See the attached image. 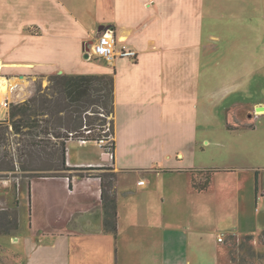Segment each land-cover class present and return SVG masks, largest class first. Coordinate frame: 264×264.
Returning <instances> with one entry per match:
<instances>
[{
    "label": "crops",
    "instance_id": "0c3cea01",
    "mask_svg": "<svg viewBox=\"0 0 264 264\" xmlns=\"http://www.w3.org/2000/svg\"><path fill=\"white\" fill-rule=\"evenodd\" d=\"M259 1L250 0L247 6L248 0H0L4 81L84 75L77 66L85 55L87 60L99 59L86 50L105 32L115 37L116 50L126 47L136 52L134 58L115 56L107 61L108 76L114 79L113 157L105 152L109 161L83 163L70 161L66 153L68 167H111L115 176L108 193L114 195L116 230H105L103 225L99 177L70 172L27 177L29 222L19 223L12 235H0L8 238L9 245L0 244L7 253L0 264H222V257L225 264H234L227 250L222 257L212 253L205 206L193 202L211 188L216 171L185 161L179 151L177 157H184L175 165L161 162L174 144H184L198 156L197 127L202 132L203 123L205 131L206 120L196 108V37L203 34L206 7L218 5L224 19L229 14L255 19L257 29ZM259 104L233 114L240 140L237 153L254 165L237 172V227L235 232L220 233L224 237H258L264 230V125H256L264 118V103ZM228 129L234 128L228 125ZM90 171L98 170L81 172ZM204 171H212L211 181L198 192L192 177ZM131 173L144 174L146 181L129 184ZM121 181L126 183L122 186ZM181 209L187 214L198 209L201 214L198 220L187 215L179 223L173 214ZM219 238L217 243H223Z\"/></svg>",
    "mask_w": 264,
    "mask_h": 264
},
{
    "label": "rangeland",
    "instance_id": "374dc122",
    "mask_svg": "<svg viewBox=\"0 0 264 264\" xmlns=\"http://www.w3.org/2000/svg\"><path fill=\"white\" fill-rule=\"evenodd\" d=\"M214 1L212 0V3ZM245 5H250V0ZM259 8H261V18L258 21V28L255 29L257 25L255 19L253 21L241 20L240 15L235 17L234 14H229L224 19L220 16L218 5L211 4L206 7L208 13L205 20L201 22L203 34L204 32L205 34L196 37L197 65L194 76L198 92L196 108L200 110L201 118L206 120L205 131H203V123L202 132L197 127L199 147L195 154L198 156L190 154L187 148L182 147V145L185 146L184 144H174L169 148L168 158L164 157L161 162V165H175L176 160L179 161L184 157L182 155L177 157L176 153L179 151L185 154V161L189 160L204 169L216 171L211 188L206 193L197 196L200 199L195 197L193 202L196 205L205 206L202 212L205 225L212 230V253L222 257L227 250L234 264H264V256L261 255L262 252L264 253V236L261 233L258 237L253 236L250 241L243 239V236L230 238L220 234L226 229L236 231L237 172L242 166L254 165V162L252 164L246 162L242 159V155L237 153L236 148L240 140L239 132L236 131L237 125L233 122V114L240 108L246 107L250 110L257 104L264 103V18L262 14L264 0L259 1ZM210 34L215 38H211ZM91 37L92 39L95 37V32ZM87 59L81 58L82 65L77 66L80 73L90 76L109 75L111 67L106 60ZM23 82V85L16 87L3 100L7 102L6 108L1 106L3 101L0 103V235L3 232H8L7 235L14 234L19 223L27 225L30 214V195L26 187V178L27 176L34 177L29 169L36 167L41 169L47 165L43 162L45 152L39 151L34 146L39 140L34 136L35 131L28 127L22 128L21 131L20 129L15 130L12 124L17 123L18 117L10 118L9 111L13 109L15 111L18 105L28 103L27 108L35 113L38 105L46 104L50 108L41 109L48 112L38 116L36 120L40 122V120L50 118L52 114L55 132L64 131L60 126L64 112L56 113L61 107L59 102L62 96L56 88L52 87L53 82H50L48 77L23 79ZM48 98L58 99V101L53 100L49 103ZM204 110L206 113L203 112ZM37 113H42L40 108ZM88 114H91V110H88ZM33 118L35 116L30 114L24 119L30 124ZM111 120V115L104 117L102 134L106 137L112 132ZM228 125L234 129L229 130ZM256 125H264V118ZM107 139V141L103 140V144H109L110 136ZM204 139L207 140L206 144L202 142ZM67 142L66 153L72 162L103 163L112 158V155L111 158H107L105 151L95 143L82 146L77 141L69 140L68 144ZM62 173L66 174L64 171ZM89 173L101 172H82V175ZM71 174L77 175L78 172H71ZM127 176L130 178L129 184L137 179L146 181L145 175L141 173H131ZM104 179L106 182L111 180L107 176ZM178 182L183 183L182 180ZM124 183L126 182H120L122 186ZM152 199L157 200L155 193ZM200 214L198 209L189 214L181 209L173 214V217L182 223L187 215L197 217L196 220H198ZM15 224L17 229H14ZM218 237L222 238L223 243H217ZM2 242L4 246H9L7 237H0V244ZM1 257H7L3 249H0ZM220 260L222 264H225V257Z\"/></svg>",
    "mask_w": 264,
    "mask_h": 264
},
{
    "label": "trees",
    "instance_id": "16d2710c",
    "mask_svg": "<svg viewBox=\"0 0 264 264\" xmlns=\"http://www.w3.org/2000/svg\"><path fill=\"white\" fill-rule=\"evenodd\" d=\"M48 80L53 82L52 87L56 88L61 93L59 104L61 107L56 113L64 112L61 116L62 120L60 126L64 131L55 132L52 114L50 118L40 120L38 122L36 118L40 115H44L46 112L41 108L48 110L49 106L38 105L42 113H35L32 109L27 108L28 103L18 105L14 111H9V117H18L12 127L21 129L28 127L35 131V137L39 140L35 142L34 146L39 151H44L45 155L43 162L47 163L40 168L29 169L33 172L34 177H59L63 176L64 172H78L77 175H82V170H98L104 171L101 174H87L88 177H99L102 183V201H103V225L105 230L115 231V200L114 195H109L108 188H111L114 173H112L111 167L100 168H78L68 167L66 165V142L69 140H78L83 142H96L99 144L102 140H106L110 136L109 144H101L100 147L107 153H110L113 157L115 145L112 139L113 135V119L110 121L112 132L106 137L102 134L104 117L114 114V79L108 75H53L49 76ZM58 99L48 98L49 103ZM88 110H91V114H88ZM30 114H33L35 118L30 120V124L24 118H28ZM19 131V130H18ZM51 139L56 140L53 142ZM108 140V139H107ZM106 140V141H107ZM44 171L43 173H40ZM211 172L204 171L197 174H193L192 186L198 191H204L209 187L211 181ZM81 173V174H79ZM201 173V175H199ZM110 177L112 180L105 181V177ZM32 177V176H27ZM259 179L258 172L255 177L256 191L258 190ZM14 229H17V225H14ZM2 234H8L3 232ZM264 236V230L261 232ZM245 240H252V235L243 236Z\"/></svg>",
    "mask_w": 264,
    "mask_h": 264
},
{
    "label": "built area",
    "instance_id": "2783aa9c",
    "mask_svg": "<svg viewBox=\"0 0 264 264\" xmlns=\"http://www.w3.org/2000/svg\"><path fill=\"white\" fill-rule=\"evenodd\" d=\"M116 39L113 35L108 36V33H102L98 36L97 41L89 47L88 55L94 54L99 59H104L106 61L112 60L115 56H119L121 58H134L136 56V52L126 47H121L116 50ZM3 108L7 107V102L3 101L1 103ZM103 144V140L99 143V145ZM143 182H139L142 184ZM221 241V238L218 239Z\"/></svg>",
    "mask_w": 264,
    "mask_h": 264
},
{
    "label": "bare ground",
    "instance_id": "6f19581e",
    "mask_svg": "<svg viewBox=\"0 0 264 264\" xmlns=\"http://www.w3.org/2000/svg\"><path fill=\"white\" fill-rule=\"evenodd\" d=\"M108 36H110V35H108ZM21 85H23V80H21V81H16V80L15 81L14 80L13 81H4L3 79L0 78V100H2L6 94L10 93L11 91L13 92L15 87H18ZM2 101H0V103Z\"/></svg>",
    "mask_w": 264,
    "mask_h": 264
},
{
    "label": "water",
    "instance_id": "95a60500",
    "mask_svg": "<svg viewBox=\"0 0 264 264\" xmlns=\"http://www.w3.org/2000/svg\"><path fill=\"white\" fill-rule=\"evenodd\" d=\"M87 52H89V48H88V50H86ZM85 57L87 58V55H85ZM257 109H263L262 107H260V108H257Z\"/></svg>",
    "mask_w": 264,
    "mask_h": 264
},
{
    "label": "flooded vegetation",
    "instance_id": "af4514ba",
    "mask_svg": "<svg viewBox=\"0 0 264 264\" xmlns=\"http://www.w3.org/2000/svg\"><path fill=\"white\" fill-rule=\"evenodd\" d=\"M98 172L104 173V171H101V170H100V171H98ZM101 173H97V174H101Z\"/></svg>",
    "mask_w": 264,
    "mask_h": 264
}]
</instances>
